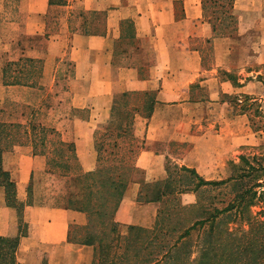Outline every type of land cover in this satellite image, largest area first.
I'll use <instances>...</instances> for the list:
<instances>
[{
  "label": "crops",
  "instance_id": "1",
  "mask_svg": "<svg viewBox=\"0 0 264 264\" xmlns=\"http://www.w3.org/2000/svg\"><path fill=\"white\" fill-rule=\"evenodd\" d=\"M207 1L0 0V105L51 112L67 106L47 127L75 144L82 171L98 166L94 136L109 120L115 98L154 95L152 115L135 118L136 173L114 216L123 235L129 226L155 225L161 204L140 200L144 185L168 178V168L213 180L209 171L223 170L216 162L232 151L218 121L206 123L218 105L211 92L227 85L218 73L231 72L244 26L264 24V0H233L240 39L214 33ZM78 10L83 16L73 24ZM207 41L216 57L209 67L201 47ZM207 89L210 95L199 93ZM35 115L30 121L41 123ZM47 163L30 143L0 157V238L17 240L12 264H94L96 246L78 235L88 217L67 204L72 183ZM60 179L69 183L65 189Z\"/></svg>",
  "mask_w": 264,
  "mask_h": 264
},
{
  "label": "trees",
  "instance_id": "2",
  "mask_svg": "<svg viewBox=\"0 0 264 264\" xmlns=\"http://www.w3.org/2000/svg\"><path fill=\"white\" fill-rule=\"evenodd\" d=\"M219 1L207 2L216 4ZM212 28L217 33L218 26L213 25ZM235 84L238 85V82ZM133 95L124 93L116 97L112 106V120L107 129L105 132L96 131L98 166L89 172L81 170L74 143L51 138L56 135L53 129L34 121L23 124L0 120V157L6 149L30 143L36 151L47 157L51 172L69 178L73 188H70L67 204L86 213L88 217L86 228L78 235L81 242L96 246L94 264H169L175 255L180 254V245H184L194 231L209 224L211 228L206 235H213L214 227L220 226L221 214H228L239 206H243V210L248 209L257 198L255 188L264 185V178H260L264 176V166L257 168L245 161L249 171L263 173L250 180L254 181L252 186L238 193L235 201L227 207L222 210L217 208L211 215H207L201 204L190 207L187 213L188 208L182 206V195L195 193L200 196L204 186L233 184V187L245 188L246 184L242 183L245 175L207 181L195 170L182 168L177 171L168 168V178L144 185L140 195L142 201L161 204L154 227L146 229L129 226L127 234L123 235L114 216L136 173L133 161L139 147L136 146L138 140L134 136L135 118L138 115L149 118L155 103L152 93L146 92L140 96V101L132 103L130 97ZM110 139L111 142H107ZM231 165L236 167L235 164ZM251 175L248 172L246 177ZM259 198H264V191ZM255 236V243L260 250L259 256L254 255L253 260L254 264H259L261 260L264 261V222L256 226ZM0 244V264H12L10 256L17 246V240L0 238ZM251 252L254 254V250ZM201 255L197 264H211L214 257L211 249L203 248ZM227 261L219 264H228Z\"/></svg>",
  "mask_w": 264,
  "mask_h": 264
},
{
  "label": "rangeland",
  "instance_id": "3",
  "mask_svg": "<svg viewBox=\"0 0 264 264\" xmlns=\"http://www.w3.org/2000/svg\"><path fill=\"white\" fill-rule=\"evenodd\" d=\"M207 4L209 7L208 19L210 18L212 26H218L217 33H214L220 36L233 35L236 37L241 29V21L233 12L230 0ZM76 12V17L72 19L74 20L73 24H77L79 17L83 16L80 10ZM55 16L54 13V21ZM60 18L61 14H59ZM260 26L259 28L244 26L243 31L247 32L241 39L237 36L240 41L234 45L231 72L220 70L218 73L219 81L227 82V85L220 86L216 92H211L212 95H217L218 101L215 103L218 105L214 107L215 114L211 115L206 123L214 124L218 121L217 128L223 129L226 135L228 134V140L232 139V151L227 157H220V160L216 162L221 166L225 165L223 170L219 167L218 170L214 168L209 171V176L214 178L213 180H207L199 175L207 181H221L231 176L245 175L242 183L246 184V187H233V184L219 187L204 186L200 196L190 193L195 195L194 199L184 198V194L181 197L182 206L188 208L187 213L191 210L190 207L199 204L203 205L207 215L213 214L217 208L222 210L235 201L238 193H242L254 184V181H250L254 176L258 178L263 174L261 171H249L245 163L248 161L257 168L264 166V50H262L264 48V24ZM201 43L206 55L205 67L214 65L216 57L212 46L208 44V41ZM69 66L66 64L65 69H69ZM235 82H238V85ZM196 93H198L197 90ZM199 93L208 96L209 91L208 89L205 92L200 90ZM62 94L65 101L68 95L66 92H62ZM138 95L130 97L132 103L140 101V96L143 95ZM34 110V108L30 109L17 104L0 105V120L28 124L31 122V116L37 112L39 115H35V117L43 121L40 124L43 123L44 125H42L45 127L53 126V122L50 121L52 115L65 114L68 107H61L58 111L54 109L55 112H51L46 106L38 108L37 111ZM111 120L110 114L109 120L106 123H100L96 131L105 132ZM94 137L96 139V134ZM51 138L61 140L59 134ZM107 142H111V139ZM136 146L140 147L139 140L136 142ZM231 164H235L236 167L233 168ZM248 172L253 174L249 178L246 177ZM260 178L263 179L264 176ZM58 183L59 188L65 189L71 182L68 183L65 179H60ZM255 190L258 195L252 206L246 210H243V206H239L236 208L237 210L221 214L219 216L220 226L214 227L213 235L209 237L206 235L211 228L208 226L209 224L204 228L199 227L184 245H180V254L175 255L169 264H197L202 256L203 248L211 249V254H214L210 261L211 264L224 263L226 259L228 264H254V255L258 257L260 250L255 243V229L260 222H264V198H259L260 193L264 191V185L256 187ZM251 250H254V254ZM259 264H264V261L261 260Z\"/></svg>",
  "mask_w": 264,
  "mask_h": 264
}]
</instances>
